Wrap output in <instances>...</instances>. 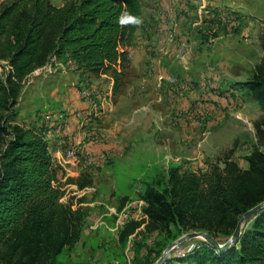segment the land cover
Masks as SVG:
<instances>
[{"label":"trees","instance_id":"trees-1","mask_svg":"<svg viewBox=\"0 0 264 264\" xmlns=\"http://www.w3.org/2000/svg\"><path fill=\"white\" fill-rule=\"evenodd\" d=\"M122 13L142 19V0L0 3V264H69L83 239L87 215L82 207L62 202L60 167L43 131L19 123V106L29 78L55 63L71 64L79 75L110 74L118 92L130 61L127 48L141 23H121ZM261 44L264 51V35ZM241 85L263 111L254 123L257 144L246 157L248 168L227 156L205 166L206 172L169 165L148 176L142 193L148 217L144 233L157 232V237L151 245L136 243L134 264H155L170 243L189 232L229 240L240 218L264 202V58ZM66 183L80 190L92 185L82 178ZM142 223L124 225L118 237L122 251ZM188 257L193 264H264V208L228 250L202 243L177 259Z\"/></svg>","mask_w":264,"mask_h":264},{"label":"crops","instance_id":"crops-1","mask_svg":"<svg viewBox=\"0 0 264 264\" xmlns=\"http://www.w3.org/2000/svg\"><path fill=\"white\" fill-rule=\"evenodd\" d=\"M142 10L140 27L127 48L130 61L118 92L110 87V98H104L99 107L73 98L71 105L60 109H69L66 121L56 116L44 121L35 115L33 121L19 120L21 125L45 133L64 190L74 191L73 195L106 191L109 183L103 179L115 174L109 166L111 158L167 159L182 171L205 166L208 145L195 147L205 130H213L209 132L213 152V143L221 144L226 127H230L235 146L227 156L244 169L248 168L246 157L257 144L254 123L263 111L241 84L251 78L264 58V0H145ZM182 43L188 45L184 56L179 54ZM70 87L66 84L58 91L65 95L71 92ZM92 114L99 121L89 118ZM247 129L252 133L250 143L241 139ZM74 145L79 154L68 157L66 153ZM84 174L92 178L100 174L99 185L80 190L76 184L66 183ZM116 183H110L113 191ZM131 221L143 223L130 239L146 231L148 217L144 214ZM117 222L120 224L113 229L119 237L129 221ZM118 262L105 258L102 264Z\"/></svg>","mask_w":264,"mask_h":264},{"label":"rangeland","instance_id":"rangeland-1","mask_svg":"<svg viewBox=\"0 0 264 264\" xmlns=\"http://www.w3.org/2000/svg\"><path fill=\"white\" fill-rule=\"evenodd\" d=\"M69 1L79 0H51L55 6H62ZM144 3L145 0H142V8ZM124 80L123 77L121 85H123ZM66 84L67 86H71V92L67 91L65 92V95H62L59 92L60 88ZM110 87L114 88V80L110 74L95 78L94 76L76 74L74 72V66L71 64L66 66L59 63H55L54 66L48 65L45 68L38 70L29 78L20 101L19 120H25L26 122L33 121L35 115L37 119L40 118L44 121L56 119L54 116L58 117V120L62 119L66 121V118L68 117V114L66 113L69 109L60 112V109H63L62 106H64V104L71 105L70 101H72L73 98H79L80 102L88 101L99 107L104 98H110V96H108ZM207 102L209 101H206L205 103ZM208 117L210 116H205V119ZM89 118L99 121V117L95 116V114H92ZM204 128L206 129L208 126L205 125ZM229 129L230 127H226L225 134H223L221 138V144H218V142L213 143V152H211L209 148L212 136L209 132H212L213 130H205L201 141L195 144V147L197 145V148L199 149L207 148L206 145H208V148L204 151L205 160L203 161L206 167L219 158L222 159L224 156H227L235 146L233 138L229 134ZM251 134L252 133L247 129V131L241 134V139H244L246 141L245 143H247L251 139ZM216 144L219 146V148L216 149L217 152L214 150V145ZM72 147L76 146L74 145ZM110 160L112 161L109 166L111 170H114L115 174L106 175L105 180L103 179L104 182L109 183L106 191H93L90 195H87L86 193L83 194V192L73 195L74 191H65V196L64 199H62V202L73 203L74 209L82 207L87 215L83 239L71 252L69 264H102L105 258H113L117 259V261L118 258H121L122 261L119 260L118 264H131V262L134 264L136 243H151L157 237L156 232L151 234L140 232L138 236L130 239L127 248L122 251L119 244L118 230H114L113 228L116 227V224H120V222H117L118 219L127 222L135 218L141 219L144 216L143 209L145 206L142 201V193L145 181L148 179V176H153L158 171L167 169L170 162L173 161L166 159L156 162L157 159L155 158H143L140 156L135 159L128 158L118 161L115 158H111ZM153 162L156 164L154 165ZM205 166H202L201 168L204 172L207 170ZM97 169H99L100 172L101 168L98 167ZM99 175L92 178V176L86 174V176H88L87 178L84 174L80 178L98 186L101 181ZM112 182H117L115 185L116 191H113V188L110 186V183ZM90 203H92L93 206L89 205ZM105 214H110V216H106ZM226 242H228L226 238L220 240V244H225ZM202 243L207 242L201 238H195L188 241L184 247L174 252L166 264H193L191 260H189V257L182 262L177 258L181 254L186 253L189 248L200 246ZM144 253L145 249L143 248V254Z\"/></svg>","mask_w":264,"mask_h":264},{"label":"water","instance_id":"water-1","mask_svg":"<svg viewBox=\"0 0 264 264\" xmlns=\"http://www.w3.org/2000/svg\"><path fill=\"white\" fill-rule=\"evenodd\" d=\"M262 208H264V202L259 204L258 206L254 207L253 209L249 210L247 213H245L239 220L237 228L233 234V236L226 242L225 244H220L213 236L209 235L205 232H192L188 233L179 239H177L175 242H173L168 248L165 250L163 255L160 257V259L155 264H166L168 259L171 258V256L179 250L180 248L184 247L186 243L192 239L195 238H201L207 244H209L212 248L223 252L231 248L233 245H235L242 234L243 228L248 223L250 219H252Z\"/></svg>","mask_w":264,"mask_h":264},{"label":"built area","instance_id":"built-area-1","mask_svg":"<svg viewBox=\"0 0 264 264\" xmlns=\"http://www.w3.org/2000/svg\"><path fill=\"white\" fill-rule=\"evenodd\" d=\"M187 50H188V45L186 44V43H182L181 44V47H180V49H179V54H180V56H184L186 53H187ZM171 82L172 83H175L176 82V79L174 78V79H171ZM67 156L68 157H71V158H73V157H76L77 155H78V151H77V149H76V147H72V148H70L68 151H67ZM64 199V198H63ZM195 248H199V246H194V247H191V248H189L188 250H187V252H190V251H192L193 249H195ZM186 252V253H187ZM185 256V253H183V254H181L179 257H184Z\"/></svg>","mask_w":264,"mask_h":264},{"label":"clouds","instance_id":"clouds-1","mask_svg":"<svg viewBox=\"0 0 264 264\" xmlns=\"http://www.w3.org/2000/svg\"><path fill=\"white\" fill-rule=\"evenodd\" d=\"M129 21L135 22L139 24L141 22L140 17L133 16L130 13H122L120 17V22L121 23H127Z\"/></svg>","mask_w":264,"mask_h":264}]
</instances>
